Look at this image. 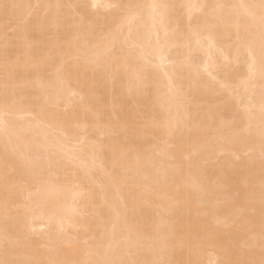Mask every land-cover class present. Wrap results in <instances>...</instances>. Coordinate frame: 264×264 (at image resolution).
Returning <instances> with one entry per match:
<instances>
[{
    "label": "bare ground",
    "instance_id": "obj_1",
    "mask_svg": "<svg viewBox=\"0 0 264 264\" xmlns=\"http://www.w3.org/2000/svg\"><path fill=\"white\" fill-rule=\"evenodd\" d=\"M0 264H264V0H0Z\"/></svg>",
    "mask_w": 264,
    "mask_h": 264
},
{
    "label": "rangeland",
    "instance_id": "obj_2",
    "mask_svg": "<svg viewBox=\"0 0 264 264\" xmlns=\"http://www.w3.org/2000/svg\"><path fill=\"white\" fill-rule=\"evenodd\" d=\"M34 7H35V8H34ZM34 9H36V6H33V7H32V11H34ZM35 12H36V10H35ZM37 12H38V13H37ZM37 12H36V13L39 14L40 11L37 10ZM29 13H31V11H30ZM31 14H32V13H31ZM40 14H42V13H40ZM28 15H30V14H28ZM30 16H31V15H30ZM30 16H29V17H30ZM32 16H33V14H32ZM32 16H31V17H32ZM29 17H28V18H29ZM31 17H30V18H31ZM30 18H29V19H30ZM26 19H27V18H26ZM26 22H27V21H26ZM22 23H23V22H22ZM8 31H9V30H8ZM8 33L10 34L11 31H9ZM178 49H179V48H178ZM170 51H172V53H176V52H178L179 50L177 51L176 49H173V48H172ZM175 51H176V52H175ZM242 58H243V57H242ZM215 59H216V58H215ZM217 59H218V60H215V63L217 64V61L219 62V64H218V65H219V66H218L219 68H223V69H225V68H230V69H232V68H233L231 71H235V70L237 69L238 72H241V73L244 71L243 64H239L240 66L237 65V66L234 68V67H230L231 65H230V66H229V65L227 66V64H226V63H223V61L221 62V61H220V58H217ZM243 59H244V58H243ZM197 60H198V59H197ZM220 62H221V63H220ZM222 63H223V65H225V67L222 65ZM238 66H239V67H238ZM237 70H236V71H237ZM8 117H9V116H8ZM21 120H22V119H21ZM21 120H20V121H21ZM53 151H54V152H53ZM53 151H51V153L54 154V153H55V150H53ZM84 214H86V213H84ZM84 214H83V215H84ZM11 215H14V217H16V214H11ZM85 216H86V215H85ZM41 236H42V235H41ZM41 236H31V235L29 236V235H28V238H31V237H32V238H33V237H37V240H38V238H39V240H41V238H42ZM40 237H41V238H40ZM28 238H27V239H28ZM32 238H31V240H36V238H35V239H32ZM25 239H26V238H25ZM27 239H26V240H27Z\"/></svg>",
    "mask_w": 264,
    "mask_h": 264
}]
</instances>
